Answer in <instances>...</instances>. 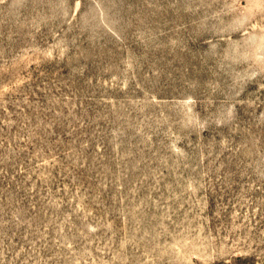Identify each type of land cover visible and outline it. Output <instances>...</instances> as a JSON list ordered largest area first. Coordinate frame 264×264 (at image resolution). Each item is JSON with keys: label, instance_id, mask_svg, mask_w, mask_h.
<instances>
[{"label": "rangeland", "instance_id": "1", "mask_svg": "<svg viewBox=\"0 0 264 264\" xmlns=\"http://www.w3.org/2000/svg\"><path fill=\"white\" fill-rule=\"evenodd\" d=\"M0 264H264V0H0Z\"/></svg>", "mask_w": 264, "mask_h": 264}]
</instances>
